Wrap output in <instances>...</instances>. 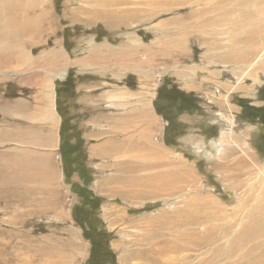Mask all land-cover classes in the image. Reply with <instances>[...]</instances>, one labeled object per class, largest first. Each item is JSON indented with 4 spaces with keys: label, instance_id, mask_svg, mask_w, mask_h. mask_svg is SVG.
<instances>
[{
    "label": "rangeland",
    "instance_id": "rangeland-1",
    "mask_svg": "<svg viewBox=\"0 0 264 264\" xmlns=\"http://www.w3.org/2000/svg\"><path fill=\"white\" fill-rule=\"evenodd\" d=\"M76 71L145 79L184 130L133 197L102 191L81 116L54 194L12 186L14 135L62 122L57 83L96 78ZM0 264H264V0H0Z\"/></svg>",
    "mask_w": 264,
    "mask_h": 264
},
{
    "label": "crops",
    "instance_id": "crops-1",
    "mask_svg": "<svg viewBox=\"0 0 264 264\" xmlns=\"http://www.w3.org/2000/svg\"><path fill=\"white\" fill-rule=\"evenodd\" d=\"M76 72L80 77L79 74L94 72L96 77L87 83L78 81L76 102L80 108L74 112L75 118L81 116L84 119L81 120L84 147L96 181L105 194L111 193L114 196L128 188L126 197H133L136 185L134 177L139 170L162 173L167 165H172V150L163 138L161 141L156 139V128L158 127V134L161 133L163 137L165 127L163 124V129L158 126L160 117L154 109V87L145 82V79L138 82L137 86L129 87L120 77L104 78L106 75L102 74L105 71ZM52 82L51 77L45 81V90L52 89ZM140 83H143L142 87ZM55 101L57 103V98ZM48 109L45 119L41 112L37 122L52 130L45 132L42 128L38 133L18 131L14 135L16 141L11 148L13 150L5 153L6 156L11 154L5 159V165L11 166V181L15 182L12 186L28 188L37 195L44 190V196L54 194V183L62 180L64 175L58 156L62 122L57 116L53 121L51 106ZM35 113L30 107L27 117L35 118ZM55 131H58L56 135ZM9 136H13V133ZM139 141L141 146L137 144ZM150 164L153 168L149 167ZM141 165L145 167L140 169ZM146 175L145 173L146 179L142 178L143 181L149 178V174ZM130 200L132 201L131 198Z\"/></svg>",
    "mask_w": 264,
    "mask_h": 264
},
{
    "label": "trees",
    "instance_id": "trees-1",
    "mask_svg": "<svg viewBox=\"0 0 264 264\" xmlns=\"http://www.w3.org/2000/svg\"><path fill=\"white\" fill-rule=\"evenodd\" d=\"M66 47L68 50H70V46L66 45ZM126 81H129V84H127L129 87H135L130 82V80L127 79ZM126 81H124V84H126ZM76 82L77 81L75 80V78L70 74L65 81L58 82L57 88H56L57 111L62 117H64V119H62V126L60 130L61 139L64 142L69 141V144H71V140H72V143H74L75 141L74 130L72 129V127L69 128L66 124L70 123L73 120L74 110H76L78 107L76 103L77 93H75V87L77 84ZM160 92L161 90L159 91V93ZM160 103H162V101ZM156 110L157 112L159 111V113H163L162 116L167 121V124H168L164 129V134L166 135V137L164 136V140L167 139L166 144L169 146L171 144L174 145L176 138L181 136L184 132L182 127L179 126L180 124L177 122V124H179L178 125L179 127H178L174 122L175 117H177V115L173 116L172 114H170L171 112L168 111V109H166L165 106L158 105ZM73 150L74 148L70 146L61 149V154H62L61 156H63L64 167L66 168L67 171H70L68 167L72 163L78 162L80 159L79 157L72 156ZM79 166L82 170H84L82 165H79ZM75 187H78L77 184H75ZM95 198L97 199L98 197H95Z\"/></svg>",
    "mask_w": 264,
    "mask_h": 264
},
{
    "label": "bare ground",
    "instance_id": "bare-ground-1",
    "mask_svg": "<svg viewBox=\"0 0 264 264\" xmlns=\"http://www.w3.org/2000/svg\"><path fill=\"white\" fill-rule=\"evenodd\" d=\"M8 1V0H7ZM11 1V0H10ZM3 4V3H2ZM14 8V7H13ZM16 14H18V13H16ZM2 23V22H1ZM54 95V94H53ZM53 114V113H52ZM53 117H54V114L52 115ZM52 117V118H53ZM55 120V119H54ZM146 193V192H145ZM144 193H141V195H143ZM153 194H154V192H153ZM164 247V246H163ZM62 259H64V258H62ZM66 260V259H65Z\"/></svg>",
    "mask_w": 264,
    "mask_h": 264
}]
</instances>
